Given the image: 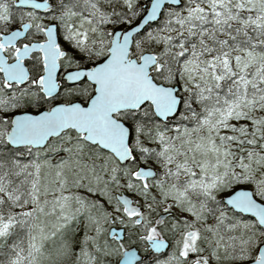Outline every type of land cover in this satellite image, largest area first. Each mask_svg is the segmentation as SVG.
Here are the masks:
<instances>
[{"label":"snow or ice","instance_id":"6c2138e0","mask_svg":"<svg viewBox=\"0 0 264 264\" xmlns=\"http://www.w3.org/2000/svg\"><path fill=\"white\" fill-rule=\"evenodd\" d=\"M0 264H264V0H0Z\"/></svg>","mask_w":264,"mask_h":264}]
</instances>
